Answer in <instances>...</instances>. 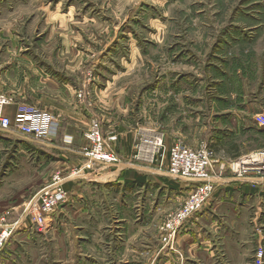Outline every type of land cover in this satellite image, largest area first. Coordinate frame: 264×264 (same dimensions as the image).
Returning a JSON list of instances; mask_svg holds the SVG:
<instances>
[{
    "label": "crops",
    "instance_id": "0c3cea01",
    "mask_svg": "<svg viewBox=\"0 0 264 264\" xmlns=\"http://www.w3.org/2000/svg\"><path fill=\"white\" fill-rule=\"evenodd\" d=\"M59 20L68 21V17L59 14ZM16 37L0 32V92L15 98L5 114L14 120L20 105H31L48 111L54 120L45 141L29 140L16 130H0V135L13 142H33L40 152L53 155L60 172L69 174L84 162V135L91 118L97 116L105 140L122 162L67 183V203L53 219L50 238L44 240L25 221L7 241L0 264H253L256 247L264 241V179L239 183L229 170L222 173L219 169L221 164L264 148V129L254 120L264 114V83L255 96L239 71L230 79L226 69L228 76L211 80L213 90L217 86L224 90L226 102L202 108L196 116L205 117L202 129L210 133L206 142L216 151L214 172L221 176L215 180L216 191L203 210L184 225L169 247L159 231L155 234V224L160 226L185 202L187 196L179 197V193L187 185L168 178V158L153 166L133 162L138 138L155 133L141 128L115 130L119 120L110 117L111 113L107 116L89 109L92 106L76 98L82 88L74 91L53 79H44L37 65L28 68L26 49ZM78 41L73 38V42ZM60 60L79 67L87 61L76 54ZM70 68L65 66L67 71ZM185 69L179 61L169 65V76L179 80V88L187 78ZM175 87L169 86L168 93L173 94ZM179 92L184 96L180 104L186 105L189 92L186 88ZM120 111L125 112L123 108ZM124 119L122 124H126ZM241 135L247 139L245 144L238 140ZM167 141L165 138L169 149L173 142ZM197 141L193 142L196 146ZM20 206L17 203V208ZM12 218L17 220L19 213ZM256 224L261 234H256Z\"/></svg>",
    "mask_w": 264,
    "mask_h": 264
},
{
    "label": "rangeland",
    "instance_id": "374dc122",
    "mask_svg": "<svg viewBox=\"0 0 264 264\" xmlns=\"http://www.w3.org/2000/svg\"><path fill=\"white\" fill-rule=\"evenodd\" d=\"M59 14L68 21L61 22ZM0 32L19 37L28 68L39 66L44 79L74 91L82 88L76 98L92 106L89 109L111 113L119 120L115 130H152L166 141L170 138L169 143L181 140L192 148L212 146L198 110L226 102L224 90L212 89L213 77L228 76V69L233 79L239 71L255 96L264 83V0H0ZM75 54L87 60L80 67L60 60ZM178 61L187 76L181 88L168 71ZM169 86H176L173 94ZM183 88L189 92L186 105L180 104ZM7 96L14 104L15 98ZM95 118L100 121L94 116L90 123ZM238 140L245 144L247 139L241 135ZM25 142L0 135V217L9 213L10 222L21 219L27 203L60 172L53 155ZM134 156L133 162L144 163ZM191 189L188 184L179 197H188ZM14 213H19L15 221ZM162 224L156 223L154 230L166 244ZM256 226V234H261ZM51 232L37 233L48 240ZM253 264H264V241L256 247Z\"/></svg>",
    "mask_w": 264,
    "mask_h": 264
},
{
    "label": "built area",
    "instance_id": "2783aa9c",
    "mask_svg": "<svg viewBox=\"0 0 264 264\" xmlns=\"http://www.w3.org/2000/svg\"><path fill=\"white\" fill-rule=\"evenodd\" d=\"M12 102L7 95L0 93V130H16L25 138L41 142L45 141L51 131L54 117L51 113L35 106L20 105L15 119L5 114V109ZM255 122L264 128V114L256 115ZM86 143L81 148L84 162L74 168L71 173L64 175L57 172L51 180L27 203L21 219L10 222L9 213L0 217V254L7 241L18 231L25 221L36 232L47 234L50 232L53 219L67 203L68 193L65 186L73 179L84 174H99L105 169L119 165L121 158L109 147L105 140L100 121H91L84 135ZM111 138L110 141H113ZM134 159L154 165L164 158H168L167 176L175 182H185L192 186L185 202L171 212L162 224L161 231L165 234L167 246L172 247L177 235L184 225L199 214L205 204L216 191L218 175L215 170V151L206 143L192 148L184 141L173 142L168 149L164 136L152 135L143 137L136 145ZM220 172H231L236 182H250L254 178L264 179V148L252 151L239 159L220 165Z\"/></svg>",
    "mask_w": 264,
    "mask_h": 264
}]
</instances>
